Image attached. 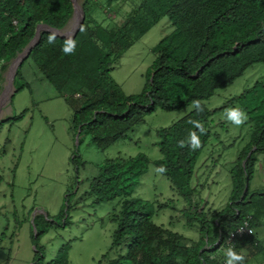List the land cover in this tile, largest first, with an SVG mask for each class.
<instances>
[{"label": "trees", "instance_id": "16d2710c", "mask_svg": "<svg viewBox=\"0 0 264 264\" xmlns=\"http://www.w3.org/2000/svg\"><path fill=\"white\" fill-rule=\"evenodd\" d=\"M127 1L134 0H85V22L73 39L74 54L62 52L67 39L43 32L25 60L36 64L73 114L71 131L79 136L71 158L77 172L75 187L80 184V168L87 165L79 157V147L95 146L105 151L119 141H133V130L157 110L176 112L190 107L194 100L202 102L203 112L191 107L186 117L157 131L160 160L152 161L146 155L109 159L77 200L75 206L88 201L93 207L115 203L108 215L115 225L111 247L98 264H225L230 234L249 219L251 234L239 239L233 248L246 257L244 264H251L264 254V243L257 233L264 224V191L250 189L257 155L264 154V76L219 108L211 109L208 102L219 90L264 64V0H136L137 5L121 24L105 26L94 16V9ZM73 16L72 0H0V80L32 42L39 25L66 30ZM164 18L172 31L153 50L155 61L146 86L140 94L126 95L111 74L122 56ZM50 36L55 37L54 43L48 42ZM22 67L15 78L17 93L29 87L22 78ZM1 90L0 84V96ZM236 106L249 117L242 125V132L247 130V143L230 170L233 188L228 204L221 210L207 211L202 205L203 186L194 184L197 166L214 143H220L223 150L234 146L223 144L221 135L228 134L231 125L225 110ZM27 113L2 120L0 132L4 126L23 120ZM190 121L200 122L206 132L201 133ZM191 132L197 133L201 147H179L178 142L186 141ZM10 143L6 140L5 144ZM151 165L166 169L160 173L183 202L182 209L175 198L156 203L135 196ZM2 183L0 175V187ZM66 200L62 219L70 210L69 195ZM164 210L181 213L184 227L195 230L198 237L191 239L175 231L174 223L173 227L156 224L154 217ZM44 219L37 216L34 220L38 236L33 235V244L39 251L33 264H69L70 244L61 247L56 259L46 260L39 242L52 225L43 224Z\"/></svg>", "mask_w": 264, "mask_h": 264}, {"label": "rangeland", "instance_id": "374dc122", "mask_svg": "<svg viewBox=\"0 0 264 264\" xmlns=\"http://www.w3.org/2000/svg\"><path fill=\"white\" fill-rule=\"evenodd\" d=\"M84 1L75 0L78 9ZM136 5V0L120 2L107 8L99 7L93 12L99 22L109 26L121 24L126 14ZM73 25L72 19L64 31L65 34L71 32ZM171 31L169 20L162 19L122 56L111 74V79L126 95L143 92L155 61L153 50ZM13 62L2 74L1 93L9 85ZM21 74L29 86L28 89L15 95L12 105L10 101L3 100L0 110V122L28 111L23 120L11 127L4 126L0 132V175L3 177L0 187V264H33L39 251L33 244V235L35 237L38 228L35 226L36 231L34 230L32 220L37 216L45 218L43 224L47 222L52 225L50 232L39 242L47 261L56 259L61 247L70 244L69 264H98L111 247L115 225L111 223L108 215L115 203H102L93 207L88 201L75 206L77 200L82 199L90 181L97 176L99 167L109 159L146 155L152 161L160 160L162 155L156 146L157 131L168 128L186 117L192 108L176 112L159 109L147 116L145 122L133 130V141H119L105 151L95 146L79 147V157L87 165L80 168L78 188L75 187L77 172L71 164L77 146V137L71 131L73 114L65 100L59 97L54 87L43 78L31 59L23 64ZM263 76L264 64L253 67L244 77L219 90L208 105L211 109L221 107L228 99L239 96L252 87ZM229 133H237L241 140L246 142L247 130L243 133L242 126L231 124ZM226 134L223 136H227ZM224 139L222 137L223 141ZM6 140L11 143L6 145ZM207 152L208 150H205L202 156ZM213 158H216V155L209 156L210 165H213ZM259 158V166L264 167V155ZM261 170L250 184L252 191H264V168L263 172ZM212 180L214 179L210 181ZM219 182L223 184L219 199L226 201V191L229 188L227 173L220 174ZM67 195L70 196V210L66 218L62 219L60 215L67 210ZM135 196L156 203H163L175 197L182 203L173 193L166 177L152 165L141 178ZM205 196L204 194V203ZM221 201L217 206L220 210L229 200L224 204ZM204 203L202 205L207 206ZM210 209L214 211L211 207H206L207 211ZM67 220L69 224L66 223ZM179 221L185 223L182 214H175L171 210H164L154 217V222L158 225L174 226L175 231L191 239L198 237L195 230L183 227ZM42 227V224L39 225V229ZM259 231L264 233V224L259 227ZM251 264H264V254L259 255Z\"/></svg>", "mask_w": 264, "mask_h": 264}, {"label": "crops", "instance_id": "0c3cea01", "mask_svg": "<svg viewBox=\"0 0 264 264\" xmlns=\"http://www.w3.org/2000/svg\"><path fill=\"white\" fill-rule=\"evenodd\" d=\"M17 94L18 93H16L15 95H17ZM14 97H13V99H14ZM12 104H13V100L11 101V105ZM224 134H226V133H222V135H221V141L223 142V144L231 145L232 143H234V146L231 148H228L226 150H223L222 145L220 143H214L213 146L208 148L207 149L208 152L206 153V155H204V156L201 155V157L199 159V163H198L197 171H196V175H195V182H194L195 186H203L201 196L203 199L204 194L206 195L205 196L206 198L204 199L205 200L204 205H207L214 210H220L219 207H217L219 202L221 201L219 199V197L221 195V192H222L221 187L223 185L222 183L219 182L220 174H222L224 172L227 173L228 179H229V188L227 189V191H226L227 195L225 196L226 201H224V200L221 201L224 204V202H228V200L230 199L231 194H232L233 185H232V180H231V176H230V170L233 167V165L237 162L238 157H239V153L243 150V148L245 147V145L247 143V139H245L246 142L242 141L237 133H232V134L228 133V134H226L227 136H223ZM222 137L225 138L224 141L222 140ZM219 147H221V148H219ZM210 155H212V156L216 155V158H213V161H212L213 165L209 164V162H210L209 156ZM262 155H264V154H258L257 155V164H256L255 175H259L261 169H262L261 171L263 172L264 167L259 166V164L261 162V159L259 157H261ZM263 177H264V172H263ZM211 179H214V180L210 181ZM255 191H261V190L256 189ZM179 206H180L179 208L182 209L184 206L183 202L181 204L179 203ZM203 207H205V206H203ZM179 223L184 227L183 221H179ZM257 233H258L261 241L264 243V237H263L264 233L260 232L259 230Z\"/></svg>", "mask_w": 264, "mask_h": 264}, {"label": "clouds", "instance_id": "9594fccd", "mask_svg": "<svg viewBox=\"0 0 264 264\" xmlns=\"http://www.w3.org/2000/svg\"><path fill=\"white\" fill-rule=\"evenodd\" d=\"M55 37L50 36L48 42L54 43ZM75 41L72 38H68L65 41L64 46L62 47V52L65 55H71L75 52ZM192 108H195L199 112H203L204 108L202 106V102L200 100H194L191 104ZM225 118L226 120L236 126L240 127L244 125L247 120L249 119L247 113L241 109L239 106L236 107H229L225 110ZM193 123L194 127L200 130L201 133H205L206 130L204 129L203 125L198 121H190ZM178 146L183 148L189 146L192 150H197L201 147V140L196 132L189 133L187 140H181L178 142ZM156 171L163 173L166 169L161 166L160 168L156 169ZM243 231V230H241ZM225 264H244L246 257L240 253H238L233 247H228L225 251Z\"/></svg>", "mask_w": 264, "mask_h": 264}, {"label": "water", "instance_id": "95a60500", "mask_svg": "<svg viewBox=\"0 0 264 264\" xmlns=\"http://www.w3.org/2000/svg\"><path fill=\"white\" fill-rule=\"evenodd\" d=\"M72 1H73V5H74V16H73L74 25L72 27L71 32H69L68 34H65V32H64L65 30L53 29V28H51L47 25H44V24L39 25L37 27V31H36V35H35L34 39L29 44V46L26 48V50L23 53H21L14 60L13 65L11 66V70H10V74H9V85L4 90V92L1 93V96H0V108L3 104L4 99L11 102L13 100V97L17 93L16 87H15V78H16L17 72L23 66L25 60L30 56L33 48L39 43V41L41 39V34L43 32H48V33L53 34L56 37H60V38H64V39H68V38L74 39L77 36V34L79 33L83 23L85 22V12H84V9L82 7H80L79 9L77 8L75 0H72ZM78 137H77V145H78V141H79ZM247 191H248V185L245 188L244 195L246 194ZM243 198H244V196H243ZM32 223L34 226V230L36 231V227L34 225V219L32 220ZM37 236H38V233L36 232L35 238H37Z\"/></svg>", "mask_w": 264, "mask_h": 264}, {"label": "built area", "instance_id": "2783aa9c", "mask_svg": "<svg viewBox=\"0 0 264 264\" xmlns=\"http://www.w3.org/2000/svg\"><path fill=\"white\" fill-rule=\"evenodd\" d=\"M14 24L17 25V22H14ZM250 223H251L250 219L246 220L239 228H237V230H235L230 234L227 243L231 247H233L239 239L246 238L251 234L252 230L250 228Z\"/></svg>", "mask_w": 264, "mask_h": 264}, {"label": "bare ground", "instance_id": "6f19581e", "mask_svg": "<svg viewBox=\"0 0 264 264\" xmlns=\"http://www.w3.org/2000/svg\"><path fill=\"white\" fill-rule=\"evenodd\" d=\"M5 100V102H6V99H4ZM0 110H1V108H0Z\"/></svg>", "mask_w": 264, "mask_h": 264}]
</instances>
